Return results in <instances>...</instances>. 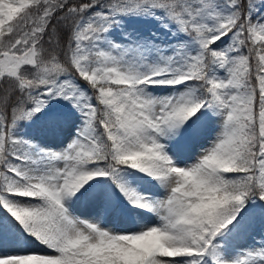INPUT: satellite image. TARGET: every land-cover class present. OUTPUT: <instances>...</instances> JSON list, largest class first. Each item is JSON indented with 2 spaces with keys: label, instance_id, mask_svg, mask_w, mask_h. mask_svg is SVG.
<instances>
[{
  "label": "snow or ice",
  "instance_id": "1",
  "mask_svg": "<svg viewBox=\"0 0 264 264\" xmlns=\"http://www.w3.org/2000/svg\"><path fill=\"white\" fill-rule=\"evenodd\" d=\"M0 264H264V0H0Z\"/></svg>",
  "mask_w": 264,
  "mask_h": 264
},
{
  "label": "rangeland",
  "instance_id": "2",
  "mask_svg": "<svg viewBox=\"0 0 264 264\" xmlns=\"http://www.w3.org/2000/svg\"><path fill=\"white\" fill-rule=\"evenodd\" d=\"M112 223H116L115 221H113ZM109 226H111V225H109ZM259 224L257 223V225H256V231H257V233L259 232Z\"/></svg>",
  "mask_w": 264,
  "mask_h": 264
},
{
  "label": "bare ground",
  "instance_id": "3",
  "mask_svg": "<svg viewBox=\"0 0 264 264\" xmlns=\"http://www.w3.org/2000/svg\"><path fill=\"white\" fill-rule=\"evenodd\" d=\"M150 222H155V218L153 217L152 220Z\"/></svg>",
  "mask_w": 264,
  "mask_h": 264
}]
</instances>
